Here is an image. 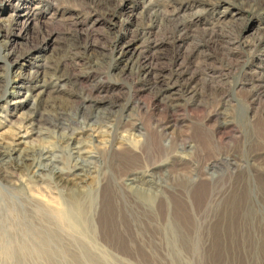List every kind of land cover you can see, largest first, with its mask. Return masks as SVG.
Instances as JSON below:
<instances>
[{
    "label": "rangeland",
    "instance_id": "obj_1",
    "mask_svg": "<svg viewBox=\"0 0 264 264\" xmlns=\"http://www.w3.org/2000/svg\"><path fill=\"white\" fill-rule=\"evenodd\" d=\"M27 126L99 195L0 178V264H264V0H0V143Z\"/></svg>",
    "mask_w": 264,
    "mask_h": 264
},
{
    "label": "bare ground",
    "instance_id": "obj_2",
    "mask_svg": "<svg viewBox=\"0 0 264 264\" xmlns=\"http://www.w3.org/2000/svg\"><path fill=\"white\" fill-rule=\"evenodd\" d=\"M27 79L28 81L31 80L30 77ZM14 92L18 93V91H12V94ZM26 122H28L30 132L35 133L32 128V119L28 118ZM27 128L28 126L25 127L23 133L19 131L16 136L9 140L5 139L3 143H0V178L3 181H9L13 176V172L17 171L22 175V181H27L24 184L25 186H35L38 189L47 186L53 190L61 191L63 195L60 197V202L53 197H50V203L45 201L47 199L42 200L44 206L55 210L60 209V212L63 213L71 215L73 213L77 217V213L80 211V201L87 195L91 199L92 207L99 195H97L99 193L98 188L88 191L82 188L90 175L96 172L94 160L97 156L85 151L82 144L74 143L69 145L67 152L70 162L63 163L60 160L61 156L52 151L53 148H49V146L37 147L29 143L27 139L29 130L27 131ZM20 143L28 144L30 147L26 151H22L18 146ZM127 180H130V182L136 181L134 177ZM148 181L150 182L151 178ZM151 183L158 186V182L151 181ZM32 196L33 198L41 197L37 193ZM56 205H60V207L57 209Z\"/></svg>",
    "mask_w": 264,
    "mask_h": 264
}]
</instances>
